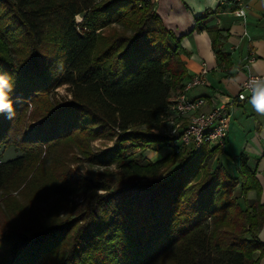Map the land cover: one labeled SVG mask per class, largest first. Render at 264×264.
Wrapping results in <instances>:
<instances>
[{
    "label": "trees",
    "instance_id": "obj_1",
    "mask_svg": "<svg viewBox=\"0 0 264 264\" xmlns=\"http://www.w3.org/2000/svg\"><path fill=\"white\" fill-rule=\"evenodd\" d=\"M151 11L145 0H0V74L12 103L0 112V149L21 153L0 163V264H259L264 206L247 158L233 179L221 165L211 168L218 148L182 146L179 132L151 134L192 78ZM113 25L120 29L105 33ZM212 49L220 61L215 41ZM63 86L70 98L54 107L49 93ZM96 140L113 145L93 155ZM127 143L179 151L139 165ZM62 145L105 174L115 167L117 179L68 173ZM69 195H84L88 207L62 220ZM54 196L42 214L36 203Z\"/></svg>",
    "mask_w": 264,
    "mask_h": 264
},
{
    "label": "crops",
    "instance_id": "obj_2",
    "mask_svg": "<svg viewBox=\"0 0 264 264\" xmlns=\"http://www.w3.org/2000/svg\"><path fill=\"white\" fill-rule=\"evenodd\" d=\"M145 1L152 6L153 14L164 28L174 35V41L182 50L180 58L188 76L197 75L203 67L209 70L205 84L192 89L188 96L205 99V110L226 105L230 113L226 145L216 150L211 168L221 165L231 178L236 179L240 159L246 157L261 187L259 204L264 206V113L255 109L252 99L236 100L237 85L247 73L264 72V1ZM242 7L245 17H234L232 12ZM203 16L202 21L196 24L195 19ZM209 28H213V32H209ZM213 41L218 46L220 61L217 60V52L212 49ZM250 57L254 60L248 71L246 61ZM176 96L173 93L171 99ZM247 198L254 200L255 192H249ZM257 240L264 245V221ZM258 256L256 253L255 258Z\"/></svg>",
    "mask_w": 264,
    "mask_h": 264
},
{
    "label": "rangeland",
    "instance_id": "obj_3",
    "mask_svg": "<svg viewBox=\"0 0 264 264\" xmlns=\"http://www.w3.org/2000/svg\"><path fill=\"white\" fill-rule=\"evenodd\" d=\"M150 15L153 14L151 11L149 13ZM82 20V17H77L76 21L80 23ZM146 28H152L150 24H147ZM112 29H120L117 26L109 27L105 30V33L111 32ZM154 56L158 55L157 52L153 53ZM19 95L16 94L14 96V103L19 104ZM50 102L54 105V107H57L59 104L64 103L66 100L70 98L69 94L67 93L65 87H60L56 90H52L49 93ZM21 98V97H20ZM28 110L26 112V122L25 125H28L31 123V117H28L30 114H33V106L28 104ZM143 130V129H142ZM151 134L154 136H157L159 134L163 135H173V128L170 127L167 123H162L160 129L158 131H151ZM113 145V141H107V140H96L90 142L89 150L93 155H98L99 152L105 150L106 148H109ZM126 148L128 149V155L132 156V159L136 160L139 165H147L149 163H157L158 161L162 160L164 157H166L169 154L177 153L179 151L178 148L172 145H154L150 147H143V148H131L130 144H126ZM58 156L60 157L61 162L65 165V171L68 173H72L73 175L77 177L87 178L89 174L93 173L94 176L98 179H102L105 176L107 178H111L116 180L117 176V170L115 167L108 168V171L105 174V169L101 166L93 165L89 163L85 156L81 155L76 147L72 145H62L59 147ZM21 155L20 151L9 147L7 149H0V163L15 159ZM111 173H114V176H111ZM116 183V182H115ZM19 191H15L11 193V197L16 198L18 202L21 204H29L28 198H25V196L21 197L20 194H18ZM100 195H104L105 192L99 191ZM2 193H0V206H2ZM59 198V196H54L53 198L45 201L36 203V206L40 209L42 214L47 213V211L55 205V202ZM68 206L66 210H60L59 216L62 220H72L80 218L81 213L88 207V204L86 202V198L84 195H69L67 196ZM164 264H168L165 262Z\"/></svg>",
    "mask_w": 264,
    "mask_h": 264
},
{
    "label": "built area",
    "instance_id": "obj_4",
    "mask_svg": "<svg viewBox=\"0 0 264 264\" xmlns=\"http://www.w3.org/2000/svg\"><path fill=\"white\" fill-rule=\"evenodd\" d=\"M232 15L236 18H244V8H237L232 12ZM253 60V57H250L246 61L248 71ZM208 72V68L203 67L197 75L185 84L177 96L170 100L167 115L163 120V123H167L173 128V133H180L182 146H193L196 150L203 146L223 149L229 133L230 113L226 105L214 106L205 110L207 105L205 99H192L188 96L192 89L205 84ZM257 83L264 84V72L261 74L248 72L244 80L237 85L236 100L243 102L247 99H253ZM210 103H213L212 100ZM259 264H264V256L260 259Z\"/></svg>",
    "mask_w": 264,
    "mask_h": 264
},
{
    "label": "clouds",
    "instance_id": "obj_5",
    "mask_svg": "<svg viewBox=\"0 0 264 264\" xmlns=\"http://www.w3.org/2000/svg\"><path fill=\"white\" fill-rule=\"evenodd\" d=\"M6 89L8 91L11 90L9 80L5 74H0V112L7 111L10 113L12 111V103L8 99ZM252 104L258 112L264 113V84L257 83Z\"/></svg>",
    "mask_w": 264,
    "mask_h": 264
}]
</instances>
